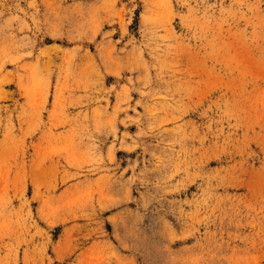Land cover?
Here are the masks:
<instances>
[{
	"label": "rangeland",
	"instance_id": "rangeland-1",
	"mask_svg": "<svg viewBox=\"0 0 264 264\" xmlns=\"http://www.w3.org/2000/svg\"><path fill=\"white\" fill-rule=\"evenodd\" d=\"M0 264H264V0H0Z\"/></svg>",
	"mask_w": 264,
	"mask_h": 264
}]
</instances>
